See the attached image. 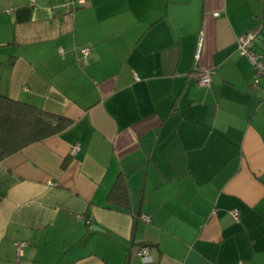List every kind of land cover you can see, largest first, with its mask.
I'll use <instances>...</instances> for the list:
<instances>
[{
	"label": "crops",
	"instance_id": "1",
	"mask_svg": "<svg viewBox=\"0 0 264 264\" xmlns=\"http://www.w3.org/2000/svg\"><path fill=\"white\" fill-rule=\"evenodd\" d=\"M249 32L264 51V0H0V98L68 122L0 160V264H264Z\"/></svg>",
	"mask_w": 264,
	"mask_h": 264
},
{
	"label": "trees",
	"instance_id": "2",
	"mask_svg": "<svg viewBox=\"0 0 264 264\" xmlns=\"http://www.w3.org/2000/svg\"><path fill=\"white\" fill-rule=\"evenodd\" d=\"M68 122L22 101L0 98V160L28 144L59 132ZM66 165L63 162V167ZM128 197L126 176L118 175L109 191V201L122 205ZM125 264H129L126 259Z\"/></svg>",
	"mask_w": 264,
	"mask_h": 264
},
{
	"label": "built area",
	"instance_id": "3",
	"mask_svg": "<svg viewBox=\"0 0 264 264\" xmlns=\"http://www.w3.org/2000/svg\"><path fill=\"white\" fill-rule=\"evenodd\" d=\"M79 3H82L83 0H76ZM214 16L218 15V12L213 13ZM256 38L255 33H245L240 35L236 38V46L239 52L244 55L251 67L253 69V76H252V83L259 84L261 80H264V51L256 52L252 49V43ZM203 42V33L200 31L198 33L196 48L194 50L193 59L195 62L198 61L200 57V52L202 48ZM80 53L83 57L87 54L86 48H81ZM211 74L212 71L209 69H200L195 75L194 80L199 86H209L211 82ZM78 146L75 144L71 148V153H74L77 150ZM231 217L234 220H238L239 212L238 210H231L230 211ZM144 220H147L144 216H142ZM22 244L19 243L18 246L20 247ZM136 256L140 258L142 261H148L150 259V249L147 246H141L136 250ZM237 264H242L238 262Z\"/></svg>",
	"mask_w": 264,
	"mask_h": 264
},
{
	"label": "rangeland",
	"instance_id": "4",
	"mask_svg": "<svg viewBox=\"0 0 264 264\" xmlns=\"http://www.w3.org/2000/svg\"><path fill=\"white\" fill-rule=\"evenodd\" d=\"M261 82H264V80H261Z\"/></svg>",
	"mask_w": 264,
	"mask_h": 264
}]
</instances>
